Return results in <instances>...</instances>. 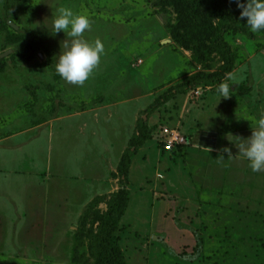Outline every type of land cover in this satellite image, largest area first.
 Wrapping results in <instances>:
<instances>
[{
  "label": "rangeland",
  "instance_id": "1",
  "mask_svg": "<svg viewBox=\"0 0 264 264\" xmlns=\"http://www.w3.org/2000/svg\"><path fill=\"white\" fill-rule=\"evenodd\" d=\"M14 1L8 15L11 0H0V264H95L83 234L121 188L126 264H264V172L236 156L264 115V30L226 34L230 98L201 85L163 103L191 75L222 66L215 57L203 67L173 41L176 13L163 0ZM61 7L87 14L84 38L105 46L82 87L55 70L68 38L53 30ZM10 34L38 44L31 59ZM141 121L151 138L124 181L118 168ZM165 129L186 143L166 148Z\"/></svg>",
  "mask_w": 264,
  "mask_h": 264
},
{
  "label": "trees",
  "instance_id": "2",
  "mask_svg": "<svg viewBox=\"0 0 264 264\" xmlns=\"http://www.w3.org/2000/svg\"><path fill=\"white\" fill-rule=\"evenodd\" d=\"M172 7L176 13V24L172 25L169 33L173 41L182 49L190 51L193 59L205 68H210L215 57L222 63L219 71L206 73L198 72L189 77L186 83L176 89H171L161 98L168 102L177 95L186 93L189 89L198 86H216L223 82L226 74L232 73L236 56L226 40L229 32L242 34L249 33L247 21L235 16L241 10L235 0H163ZM247 2V0H243ZM14 0L7 5L6 13H13ZM9 43L20 44L19 55L31 59L39 47L36 42L22 44V35L10 34ZM3 67L0 65V71ZM147 124L141 121L139 135L131 142L130 147L124 152L119 174L124 181L128 180L132 157L145 142L150 140ZM101 198H95L91 208H96ZM129 192L121 188L107 202V210H93V220L96 228L87 230L83 235L88 237V249L95 264H126L123 258L119 234V226L128 209ZM90 213V211H89ZM87 218L83 219V229L87 227Z\"/></svg>",
  "mask_w": 264,
  "mask_h": 264
},
{
  "label": "clouds",
  "instance_id": "3",
  "mask_svg": "<svg viewBox=\"0 0 264 264\" xmlns=\"http://www.w3.org/2000/svg\"><path fill=\"white\" fill-rule=\"evenodd\" d=\"M235 2L241 9L240 20L246 19V25L253 33L264 30V0ZM58 12L59 15L53 21L54 33L63 31L68 38L63 41L62 48L65 51L59 55L55 70L68 84L82 87L99 67L101 57L105 54V46L99 38L94 43L84 38V33L90 31L92 26L87 14H74L67 7L59 8ZM227 80L235 81L236 77L228 73L225 82L218 85L217 91L224 99L232 96L233 86ZM236 147L239 150L236 156L246 159L253 172H264V115L255 122L251 136L247 139L239 138ZM222 152L228 153L229 158L233 157L230 148H223ZM219 159H224L223 155Z\"/></svg>",
  "mask_w": 264,
  "mask_h": 264
},
{
  "label": "built area",
  "instance_id": "4",
  "mask_svg": "<svg viewBox=\"0 0 264 264\" xmlns=\"http://www.w3.org/2000/svg\"><path fill=\"white\" fill-rule=\"evenodd\" d=\"M164 144L166 148H172L176 146H180L186 143V138L182 136V134L176 130H164Z\"/></svg>",
  "mask_w": 264,
  "mask_h": 264
}]
</instances>
